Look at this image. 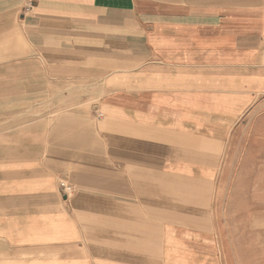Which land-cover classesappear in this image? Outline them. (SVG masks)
I'll use <instances>...</instances> for the list:
<instances>
[{
	"label": "crops",
	"instance_id": "0c3cea01",
	"mask_svg": "<svg viewBox=\"0 0 264 264\" xmlns=\"http://www.w3.org/2000/svg\"><path fill=\"white\" fill-rule=\"evenodd\" d=\"M262 103L264 0H0V264H249L219 197Z\"/></svg>",
	"mask_w": 264,
	"mask_h": 264
},
{
	"label": "rangeland",
	"instance_id": "374dc122",
	"mask_svg": "<svg viewBox=\"0 0 264 264\" xmlns=\"http://www.w3.org/2000/svg\"><path fill=\"white\" fill-rule=\"evenodd\" d=\"M239 133L222 181L219 219L232 222L234 236L254 241L253 260L264 264V103Z\"/></svg>",
	"mask_w": 264,
	"mask_h": 264
},
{
	"label": "built area",
	"instance_id": "2783aa9c",
	"mask_svg": "<svg viewBox=\"0 0 264 264\" xmlns=\"http://www.w3.org/2000/svg\"><path fill=\"white\" fill-rule=\"evenodd\" d=\"M62 187H63L64 192L66 193L67 196H70L72 194V192H73L72 186H70V185H68L66 183H63Z\"/></svg>",
	"mask_w": 264,
	"mask_h": 264
}]
</instances>
